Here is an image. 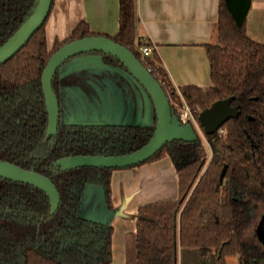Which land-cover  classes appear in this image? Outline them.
I'll list each match as a JSON object with an SVG mask.
<instances>
[{"label": "trees", "instance_id": "16d2710c", "mask_svg": "<svg viewBox=\"0 0 264 264\" xmlns=\"http://www.w3.org/2000/svg\"><path fill=\"white\" fill-rule=\"evenodd\" d=\"M35 0H0V44L29 13ZM251 0H219L216 41L204 44L209 85L175 87L149 41L135 33V0H118V30L113 35L89 29L80 20L68 37L47 46V17L23 46L0 63V159L49 177L59 193L51 213L49 198L33 185L0 177V264H110L113 225L81 216L78 208L87 185H98L107 209L113 208L114 169L81 166L61 170L53 161L68 154H118L143 145L152 123L61 124L50 143L44 140L47 114L41 72L52 51L62 43L92 34L106 35L130 49L164 90L178 115L184 100L198 114L212 101L234 95L237 116L202 138L166 142L144 162L168 156L178 175V197L138 206L135 229L129 231L123 264H177L178 247L196 249L198 264L213 257L227 264H264V243L248 239L246 230L264 215V40L245 31ZM53 4L51 1L50 8ZM50 11V9H49ZM49 13V12H48ZM48 15V14H47ZM104 64L121 66L101 53ZM124 68V67H123ZM58 71L53 77V88ZM198 108L196 109V107ZM133 166V165H132ZM223 176L220 177L222 167Z\"/></svg>", "mask_w": 264, "mask_h": 264}, {"label": "crops", "instance_id": "0c3cea01", "mask_svg": "<svg viewBox=\"0 0 264 264\" xmlns=\"http://www.w3.org/2000/svg\"><path fill=\"white\" fill-rule=\"evenodd\" d=\"M218 4L219 0H135V33L151 43L175 87L209 85L204 44L216 41ZM118 8V0H53L45 23L48 48L56 39L68 37L80 20L92 31L115 34ZM245 31L256 41L264 40V0H251ZM85 195L78 213L106 219L113 225L110 264H123L125 241L128 232L135 229L138 206L177 199L178 175L171 159L163 156L112 171L111 210L104 207L101 197L100 211H89V198Z\"/></svg>", "mask_w": 264, "mask_h": 264}, {"label": "water", "instance_id": "95a60500", "mask_svg": "<svg viewBox=\"0 0 264 264\" xmlns=\"http://www.w3.org/2000/svg\"><path fill=\"white\" fill-rule=\"evenodd\" d=\"M51 1H34L27 16L15 31L0 44V63L19 50L35 29L43 22L49 12ZM90 52L96 54V57H93V63L104 64L101 61V53L109 54L116 58L124 69L135 78L144 91L143 99L139 100L140 103L142 100L141 107H143V112L140 105L139 107L137 106L136 115H134V120L131 123H146L150 109L152 119L153 114L155 116L153 131L143 145L132 151L110 155L71 154L56 159L54 162L55 166H59L62 170L80 166L124 168L150 158L166 142L173 140L193 141L196 139L197 134L193 125L190 122H181L178 116L173 113L164 90L149 69L126 46L102 34L86 35L68 40L52 51L47 59L41 72V88L47 112L46 137L55 134L59 120V100L52 85L55 72L69 58ZM73 68L75 69V67ZM234 98V95H229L216 99L209 106L200 110L198 121L204 133L209 134L216 131L225 120L237 116L239 104L232 103ZM87 105L91 107L92 111L96 110L97 113L99 112V116L75 122L85 124L117 123L116 121L109 120L108 116L110 117V113L104 114L106 108H108L107 103L93 102L92 106H90L91 104L88 102ZM224 169L225 166L221 169L220 177L223 176ZM0 177L38 187L49 198L50 212L53 213L57 209L59 193L53 181L46 175L0 159ZM101 197L104 207L107 208L102 191ZM81 216L94 220L108 221L94 216ZM257 235L258 239L264 243V215L260 218ZM202 261L204 264H215L213 257L203 259Z\"/></svg>", "mask_w": 264, "mask_h": 264}, {"label": "rangeland", "instance_id": "374dc122", "mask_svg": "<svg viewBox=\"0 0 264 264\" xmlns=\"http://www.w3.org/2000/svg\"><path fill=\"white\" fill-rule=\"evenodd\" d=\"M93 52L75 55L66 60L59 71V123L83 121L86 118H97L99 112L92 111L93 102L107 103L104 114L109 120L117 123H131L136 115L137 106L141 107L144 91L127 70L121 66L93 63ZM75 67V69L73 68ZM140 103V104H139ZM148 103V98H147ZM143 112V107H141ZM146 123H152L149 109ZM197 134L202 138L206 149L207 161L211 156L209 145L197 123L193 124ZM85 196L89 198V211L101 207V188L98 185H87ZM83 214V209L80 210ZM262 215L258 214L253 224L246 230L248 239H258L257 228ZM227 264H239L236 255H229ZM177 264H198L196 249L179 247Z\"/></svg>", "mask_w": 264, "mask_h": 264}, {"label": "built area", "instance_id": "2783aa9c", "mask_svg": "<svg viewBox=\"0 0 264 264\" xmlns=\"http://www.w3.org/2000/svg\"><path fill=\"white\" fill-rule=\"evenodd\" d=\"M141 52L143 55H148L151 50H152V46L149 44H143L140 48ZM198 108V106L196 107V109ZM178 118L181 120V122H190L192 125L194 123L198 122L196 121L193 111L191 109V107L184 101L182 100V104L178 107Z\"/></svg>", "mask_w": 264, "mask_h": 264}, {"label": "flooded vegetation", "instance_id": "af4514ba", "mask_svg": "<svg viewBox=\"0 0 264 264\" xmlns=\"http://www.w3.org/2000/svg\"><path fill=\"white\" fill-rule=\"evenodd\" d=\"M57 71H58V69H57ZM56 71V72H57ZM55 72V73H56ZM55 75V74H54ZM54 77V76H53ZM52 85H53V80H52ZM58 87H59V71H58V78L56 79V82H55V89H54V91H55V93H56V95H57V98H58V100H59V91H58ZM44 97V96H43ZM44 104H45V102H44ZM46 109V108H45ZM46 114H47V112H46ZM68 123V122H67ZM61 124H64V123H59V120H58V125H57V129H56V132H55V134H53V135H49V136H47L46 137V134H45V136H44V140L46 141V142H48V143H50L51 141H52V138L57 134V130H58V128H59V126L61 125ZM46 125H47V123H46ZM45 130H46V128H45ZM147 141V140H146ZM77 154H81V153H77ZM68 155H71V154H68ZM102 155H110V154H102ZM63 156H66V155H63ZM61 157V156H60ZM59 158V157H58ZM57 158V159H58ZM56 160V159H55ZM55 160L53 161V166L55 167V168H58V169H60V167L59 166H55L54 165V162H55ZM134 166V165H133ZM81 167V166H80ZM128 167H130V166H128ZM71 169V168H70ZM62 170V169H61ZM66 170V169H65ZM79 209V208H78Z\"/></svg>", "mask_w": 264, "mask_h": 264}]
</instances>
